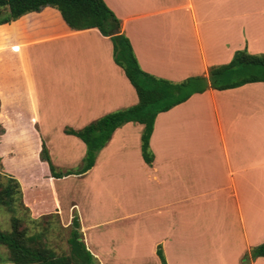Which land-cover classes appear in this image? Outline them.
Masks as SVG:
<instances>
[{
    "label": "crops",
    "instance_id": "0c3cea01",
    "mask_svg": "<svg viewBox=\"0 0 264 264\" xmlns=\"http://www.w3.org/2000/svg\"><path fill=\"white\" fill-rule=\"evenodd\" d=\"M103 2L139 68L157 78L207 77L237 51L264 54V0ZM137 103L97 29L73 30L49 6L0 25V161L17 182L7 170L12 159L43 178L39 203L21 188L35 219L56 214L67 228L76 215L99 264H160L158 247L166 264H244L264 243V82L209 88L157 114L151 165L142 157L143 125L129 122L90 170L75 174L86 148L64 130ZM0 254L5 260L3 246Z\"/></svg>",
    "mask_w": 264,
    "mask_h": 264
},
{
    "label": "trees",
    "instance_id": "16d2710c",
    "mask_svg": "<svg viewBox=\"0 0 264 264\" xmlns=\"http://www.w3.org/2000/svg\"><path fill=\"white\" fill-rule=\"evenodd\" d=\"M58 10L64 22L73 30L97 29L108 37L113 46L114 62L122 68L136 91L138 103L132 107L107 114L80 130L65 129L66 134L77 137L85 145V156L78 173L90 170L98 153L105 147L114 131L126 123L143 125L141 152L146 164L151 165L153 154L149 139L157 114L166 112L185 102L191 95L207 89L226 90L248 83L264 82V54H249L245 50L235 52L232 60L208 70L207 77H190L181 82H171L143 72L137 63L129 40L120 34V23L105 6L103 0H0V25L19 17L38 12L44 7ZM41 157L48 163L55 178L52 163L45 148ZM74 174L72 172L66 175ZM9 183L0 184V205L11 210L15 195L19 196V185L8 178ZM12 183H14L12 185ZM66 253L57 254L42 239L41 234H29L22 221L13 217L11 230L0 229V246L7 256L0 263L10 264H99L87 250L76 215L73 216ZM160 264H166L161 247L157 248ZM264 257V243L250 249L244 255L245 264Z\"/></svg>",
    "mask_w": 264,
    "mask_h": 264
},
{
    "label": "rangeland",
    "instance_id": "374dc122",
    "mask_svg": "<svg viewBox=\"0 0 264 264\" xmlns=\"http://www.w3.org/2000/svg\"><path fill=\"white\" fill-rule=\"evenodd\" d=\"M1 132V129H0ZM17 137V138H16ZM14 139L15 144L20 142L19 136H16ZM17 147H20L19 143L16 144ZM19 155H23L24 152L17 151ZM30 154L34 153V151H30ZM19 157V156H18ZM31 157L33 158L34 155ZM12 159V158H10ZM46 163V162H45ZM8 171H12L19 185V196L15 195L14 202L12 203L11 210L0 205V229L4 232H9L11 230L12 218H18L22 221L23 226L27 229L29 234H41L42 239L45 243L54 250L57 254L66 253L68 250L67 239L69 237L70 227H64V225L60 222L59 217L56 214H47L40 216L38 218L33 217V207L30 206L28 208L24 207L22 202L23 192H21V188L24 187V190H28L26 192L27 199L32 200V203L37 201L38 203L42 200V198L37 197L38 185L39 183L36 181H43V178L39 177H31L27 171L28 168L22 166L23 161L12 159L11 163H9ZM47 164V163H46ZM45 166V171H49L48 165ZM3 162L0 161V184L5 185L9 183V179L4 176L6 170H4ZM6 169V168H5ZM24 182H23V181ZM14 183H12L13 185ZM41 183V187H42ZM21 186V187H20ZM53 189V186L51 185ZM43 190V188L41 189ZM50 202L51 199H49ZM33 205V204H32ZM34 206V205H33ZM246 255V254H245ZM0 260L2 256L0 254ZM244 262V261H243ZM2 264V263H1ZM245 264V263H244Z\"/></svg>",
    "mask_w": 264,
    "mask_h": 264
}]
</instances>
